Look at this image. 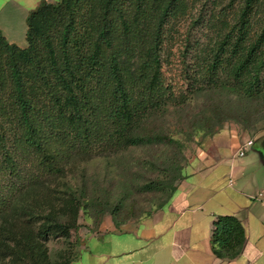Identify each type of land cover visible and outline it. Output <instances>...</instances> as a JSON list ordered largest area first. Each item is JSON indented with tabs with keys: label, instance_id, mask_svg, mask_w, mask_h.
Instances as JSON below:
<instances>
[{
	"label": "trees",
	"instance_id": "16d2710c",
	"mask_svg": "<svg viewBox=\"0 0 264 264\" xmlns=\"http://www.w3.org/2000/svg\"><path fill=\"white\" fill-rule=\"evenodd\" d=\"M200 1L218 7L220 0L43 2L27 19L25 48L0 33V264H54L46 242L68 234L75 223L59 218L54 206L44 214V206H33L26 194L64 175L75 157L108 159L154 145L182 155L183 143L165 122L187 98L165 86L162 54L167 26ZM260 2L244 0L201 67L204 89L232 97L236 119L247 125L264 114V25L252 34ZM208 113L203 122L213 134L216 125L210 124L223 110L210 107ZM21 160L33 163L34 173L23 175ZM175 161L165 158L164 176L147 186L165 199L137 220L171 200L184 173ZM7 175L15 178L4 183ZM78 210L73 204L68 212L76 216ZM244 242L238 218L218 219V257L235 258Z\"/></svg>",
	"mask_w": 264,
	"mask_h": 264
},
{
	"label": "rangeland",
	"instance_id": "374dc122",
	"mask_svg": "<svg viewBox=\"0 0 264 264\" xmlns=\"http://www.w3.org/2000/svg\"><path fill=\"white\" fill-rule=\"evenodd\" d=\"M217 6L210 3L204 6L203 1L190 4L187 13L171 22L166 29L162 54L164 84L178 98L183 94L187 100L185 105L172 109L165 125L169 134L183 143L182 155L176 153L171 156L172 148L154 145L124 150L108 159L75 157L66 173L53 183L47 186L39 184L34 189L29 187V195H26L33 201V206L37 202L43 205L44 214H48L49 207L54 206V213L59 218L75 223L68 234L53 235L46 242L54 264L75 260L81 231L96 227L105 216H112L121 222L137 221L139 214L149 212L160 204L165 194L149 191L147 186L164 176L168 166L165 158L170 156L176 164L185 168L198 149L223 131H235L245 140H255V149L262 157L259 142L264 139V114L254 115L253 120L257 123L242 124L236 119L238 105L232 97L204 89L207 85L203 81L201 67L225 27H232L235 23L244 0H220ZM263 25L264 0H261L252 20V34L259 33ZM210 107L223 110V114L210 124V127L216 125L212 129L213 134L203 122L209 115ZM246 157L255 161L252 152L236 159L240 162ZM20 170L23 175L34 173L35 165L30 161L27 165L22 162ZM13 178L7 175L3 182ZM30 183L29 179L25 185ZM73 204L79 208L76 216L68 212Z\"/></svg>",
	"mask_w": 264,
	"mask_h": 264
},
{
	"label": "crops",
	"instance_id": "0c3cea01",
	"mask_svg": "<svg viewBox=\"0 0 264 264\" xmlns=\"http://www.w3.org/2000/svg\"><path fill=\"white\" fill-rule=\"evenodd\" d=\"M59 1L0 0V33L25 48L29 15L43 2ZM245 141L223 131L198 149L163 209L131 222L105 216L81 231L73 264H264V159L255 143L249 151L255 161L239 162ZM227 216L238 218L245 231L233 259L218 257L213 243L215 223Z\"/></svg>",
	"mask_w": 264,
	"mask_h": 264
},
{
	"label": "built area",
	"instance_id": "2783aa9c",
	"mask_svg": "<svg viewBox=\"0 0 264 264\" xmlns=\"http://www.w3.org/2000/svg\"><path fill=\"white\" fill-rule=\"evenodd\" d=\"M255 140L248 139L244 142V144L241 146V148L238 150L236 154V158H243L247 152L250 151V149L254 146Z\"/></svg>",
	"mask_w": 264,
	"mask_h": 264
},
{
	"label": "water",
	"instance_id": "95a60500",
	"mask_svg": "<svg viewBox=\"0 0 264 264\" xmlns=\"http://www.w3.org/2000/svg\"><path fill=\"white\" fill-rule=\"evenodd\" d=\"M260 152L263 154L264 153V139L260 143Z\"/></svg>",
	"mask_w": 264,
	"mask_h": 264
},
{
	"label": "flooded vegetation",
	"instance_id": "af4514ba",
	"mask_svg": "<svg viewBox=\"0 0 264 264\" xmlns=\"http://www.w3.org/2000/svg\"><path fill=\"white\" fill-rule=\"evenodd\" d=\"M262 141V140H261ZM261 141L259 143H261ZM262 158L264 159V153L262 154Z\"/></svg>",
	"mask_w": 264,
	"mask_h": 264
}]
</instances>
